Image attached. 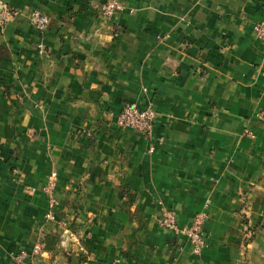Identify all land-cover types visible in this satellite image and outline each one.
<instances>
[{
  "label": "crops",
  "instance_id": "1",
  "mask_svg": "<svg viewBox=\"0 0 264 264\" xmlns=\"http://www.w3.org/2000/svg\"><path fill=\"white\" fill-rule=\"evenodd\" d=\"M102 2L0 0V264H264V0ZM128 103L155 111L148 138L117 125ZM158 201L180 227L210 203L199 257Z\"/></svg>",
  "mask_w": 264,
  "mask_h": 264
},
{
  "label": "built area",
  "instance_id": "2",
  "mask_svg": "<svg viewBox=\"0 0 264 264\" xmlns=\"http://www.w3.org/2000/svg\"><path fill=\"white\" fill-rule=\"evenodd\" d=\"M121 9L119 0H103L100 10L107 17L114 15ZM8 15V11H6ZM50 21V17L45 12L34 9L29 15L30 25L39 32L45 31ZM253 35L264 46V16L254 25ZM156 118L155 111L152 107L140 108L136 104H125L118 114L116 123L119 127L133 129L140 132L145 137H149ZM54 203V202H52ZM47 220H53V212L45 215ZM205 223V216L202 214L193 218L187 227H180L175 223L173 217L168 216L162 221L165 229L175 235L185 236L194 246V253H197L202 246L201 232ZM41 252L39 244L32 248V255H38ZM24 254L15 256V259L22 260Z\"/></svg>",
  "mask_w": 264,
  "mask_h": 264
},
{
  "label": "rangeland",
  "instance_id": "3",
  "mask_svg": "<svg viewBox=\"0 0 264 264\" xmlns=\"http://www.w3.org/2000/svg\"><path fill=\"white\" fill-rule=\"evenodd\" d=\"M99 13L105 17L106 19H111L114 15L110 16V17H107L103 14L102 10H99ZM264 16V15H263ZM263 18V17H262ZM30 23V22H29ZM259 117L260 119H264V112H260L259 114ZM243 136L244 137H247L251 140H253L255 138V135L254 133L251 131V130H244L243 132ZM143 137L146 139L148 137H145L143 135ZM50 186H52L50 184ZM48 198V212H53L54 214V218H55V212H56V209H55V202L52 203L54 200L50 197L49 194H47ZM246 203V200H245V196L244 195H241V204H245ZM209 204L210 203H207L205 206V209L204 210H201L199 212H197L193 217L195 218L197 215L199 214H202L205 216V222H207V218H208V215H207V212L206 210L208 209L209 207ZM157 205H159V213H158V216H157V219H156V222H157V225L159 226L160 229L164 230V231H167L165 229V227L162 225V221L168 217V216H171L173 217V219L175 220V223L178 225V222L176 220V216H175V213L173 210L171 209H168L166 208L161 202H157ZM46 213V214H47ZM191 219V220H192ZM46 221H50V220H47L45 218ZM191 222V221H190ZM205 225V223H204ZM179 226V225H178ZM66 227V230H67V237L69 239H71V245H76L77 249L74 248L73 250L70 248L67 249V252H66V255L71 259L72 256H76L79 260V262H85V258H89L90 255H91V252H89L88 250H86L83 246H82V242L84 240V233L81 231V229H79V227H76L75 229H72V225L70 226H65ZM187 227V226H185ZM259 231V228H255L253 226L251 227H244L243 228V231H242V235H241V238H240V241H239V248L240 250L245 253L246 250L249 248V244H251L253 242V239L257 236V233ZM168 233H170L171 235H173L175 238H180V239H184L186 243L189 244L190 246V253L191 255L195 256V257H199L201 254H202V251L205 249V247L207 246V238H206V235L204 234V226H203V231L201 232V239H202V246L201 248L199 249V251L197 253H194V246L192 245V243L183 235H175L169 231H167ZM176 248L178 250H181L182 246H176ZM19 254H24V257L23 259L25 258H28V257H31L32 254L30 255H27L25 252H20L18 253L17 255ZM22 259V260H23ZM17 260V259H16ZM104 264H118L117 260H114V261H110V262H105Z\"/></svg>",
  "mask_w": 264,
  "mask_h": 264
}]
</instances>
